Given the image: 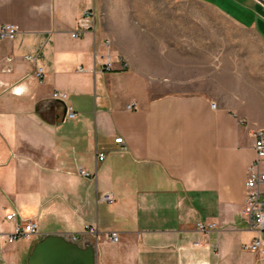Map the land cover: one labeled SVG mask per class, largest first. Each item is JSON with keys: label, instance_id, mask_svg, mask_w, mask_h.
<instances>
[{"label": "crops", "instance_id": "crops-1", "mask_svg": "<svg viewBox=\"0 0 264 264\" xmlns=\"http://www.w3.org/2000/svg\"><path fill=\"white\" fill-rule=\"evenodd\" d=\"M159 1L0 0V25L19 26L0 39V264H27L49 234L92 247L95 264H264L244 248L257 232L242 215L264 127V4L159 15ZM86 9L93 28L72 37ZM105 39L125 69L101 70ZM29 219L36 234L4 240ZM200 220L217 227L202 237Z\"/></svg>", "mask_w": 264, "mask_h": 264}, {"label": "built area", "instance_id": "built-area-1", "mask_svg": "<svg viewBox=\"0 0 264 264\" xmlns=\"http://www.w3.org/2000/svg\"><path fill=\"white\" fill-rule=\"evenodd\" d=\"M94 13L90 9L82 11L77 19V29L71 33L72 37H78L82 30H88L93 28ZM19 30V26L15 23H3L0 25V39L12 38ZM25 59L33 61L34 57L26 55ZM95 59L100 64V68L103 71L113 70V64L119 62L122 64V69H125L128 65L126 60L120 54H112L110 49V43L108 39L103 42V49L96 52ZM10 60V59H7ZM79 72L85 71L83 67L76 69ZM33 77L39 82L43 78V69L41 66H36ZM52 96L55 99L65 100L67 93L62 91H54ZM216 104L212 103V107ZM127 108H135V103L132 102L127 105ZM77 117L76 112L70 105L66 106L65 119H75ZM254 137V150L255 158L251 162L248 168V175L245 181V195H244V206L242 209V215L246 223L257 232L252 240L245 245V249L257 254L264 258V127L256 128L252 131ZM116 143H123L122 137H116L114 139ZM105 158V153L99 152L98 159L102 160ZM78 172L80 175L85 177H91L89 173L83 167H79ZM101 200L112 202L114 196L111 192L104 193L101 195ZM17 215V211L8 213L6 219H12ZM216 223L214 221H198L196 223V230L199 235L205 237L208 232L215 229ZM85 229L89 232L94 233L96 228L92 225H85ZM37 233V223L33 219L25 220L23 223L15 224L11 233L4 236V240L12 243L16 240L34 235ZM112 241H117L118 236L116 233L110 235ZM201 239H195L192 241V245L199 247L202 245Z\"/></svg>", "mask_w": 264, "mask_h": 264}, {"label": "water", "instance_id": "water-1", "mask_svg": "<svg viewBox=\"0 0 264 264\" xmlns=\"http://www.w3.org/2000/svg\"><path fill=\"white\" fill-rule=\"evenodd\" d=\"M259 1L264 4V0ZM27 264H95L94 251L61 235L49 234L34 245Z\"/></svg>", "mask_w": 264, "mask_h": 264}, {"label": "rangeland", "instance_id": "rangeland-1", "mask_svg": "<svg viewBox=\"0 0 264 264\" xmlns=\"http://www.w3.org/2000/svg\"><path fill=\"white\" fill-rule=\"evenodd\" d=\"M159 9V15H222L209 5H204L192 0H160ZM223 23L225 38V35L227 36L226 30L229 32L232 31L231 29H233V26L230 25L225 18Z\"/></svg>", "mask_w": 264, "mask_h": 264}]
</instances>
